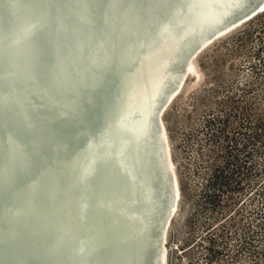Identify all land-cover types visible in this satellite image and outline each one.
Returning a JSON list of instances; mask_svg holds the SVG:
<instances>
[{"label":"water","instance_id":"1","mask_svg":"<svg viewBox=\"0 0 264 264\" xmlns=\"http://www.w3.org/2000/svg\"><path fill=\"white\" fill-rule=\"evenodd\" d=\"M151 1L158 4L160 0ZM164 1L169 5L170 0ZM253 2L176 0L171 22L161 28L169 40L173 39L175 48L165 47L156 55L153 36L154 44L146 53L143 42L136 47L137 56L131 63L127 61L130 47L125 48L130 38L120 18L131 16L129 0H39L37 6L30 0H0V28L11 34L0 42V108L21 116V135L43 132L39 137L56 149L51 152L41 147L45 159L54 162L59 153L68 155L57 173L53 165L39 164L36 167L41 172L56 179L71 173L76 186L90 182L88 193L98 200L95 207L102 208L103 225L92 237L81 236L87 256L79 252L80 264H94L93 258L105 246L118 258L114 247L118 244L134 254L131 264H146L147 256H153L158 264L160 248L166 242L161 198H168L165 189L171 173L158 104L183 77V70L170 68L169 60L186 41L204 40L219 19L230 18ZM189 7L195 9L187 15ZM104 24L106 31L102 30ZM145 30L153 35L150 25ZM38 34L46 35L49 41L37 46ZM187 35L190 38L186 40ZM152 52L156 59L150 56ZM143 53L147 61L141 57ZM98 89L108 91L111 117L96 116L89 121L84 117L85 108L94 107ZM62 122L83 126L72 149L64 138L45 131ZM3 129L13 134L7 124ZM34 166L30 160L25 167ZM30 183L37 193L39 178H31ZM101 185L103 191L99 192ZM77 203L86 219L88 209ZM172 214L169 212L167 219ZM62 230L72 233L67 226ZM158 233L162 238L155 242Z\"/></svg>","mask_w":264,"mask_h":264},{"label":"rangeland","instance_id":"2","mask_svg":"<svg viewBox=\"0 0 264 264\" xmlns=\"http://www.w3.org/2000/svg\"><path fill=\"white\" fill-rule=\"evenodd\" d=\"M263 15L193 57L161 115L181 194L167 264H264Z\"/></svg>","mask_w":264,"mask_h":264},{"label":"bare ground","instance_id":"3","mask_svg":"<svg viewBox=\"0 0 264 264\" xmlns=\"http://www.w3.org/2000/svg\"><path fill=\"white\" fill-rule=\"evenodd\" d=\"M30 1L32 5L37 6L39 4V0ZM175 1L170 0L169 5H167L164 0H160L158 4L151 0H129V6L133 9L131 16H120L122 21L126 23L123 26V31L129 36L127 38H130L125 47H130L127 52L129 55L128 62L132 63L136 59V47H139L140 43H144L142 44L143 52L148 51L147 49L154 44L153 36L157 43L156 46L154 45L156 55L159 56L165 47L172 46L173 39L169 40L161 28L162 24L171 22L172 6L175 5ZM191 9L195 8L189 7L187 15L193 12ZM183 10L185 11V9ZM255 10L257 12L248 17ZM262 12H264V0H255L248 8L239 11L230 18L219 19V23L217 22V26L213 28L215 30H212L204 40L186 41L179 48L180 52L169 60L170 64L172 62V66L169 65L170 68L183 70V77L181 82L175 84L164 94L162 101L158 104L161 106L159 121L162 134H164V145L171 171L165 189L168 198H161L165 206V213L162 215L161 222L164 225L166 223L163 228L165 230L164 241L166 242L172 218L178 211L181 194L178 177L172 169L174 163L170 157L168 136L161 115L169 103L180 94L185 80L189 76H198L193 57H196L216 39L228 34ZM193 21L194 19L191 20V22ZM104 22L107 23V21ZM147 25H150L153 35L145 30ZM102 27L103 31L107 30L106 24ZM186 29L187 27L184 28L185 31H187ZM9 35H11L9 31L0 28V42ZM185 37L187 40L190 35ZM38 38L37 46H42L49 41L44 34H38ZM172 48L175 47L172 46ZM145 53L141 54V57L147 61L148 58L145 57ZM150 56L157 58L154 57V52ZM107 92L104 89L96 91L94 107L87 105L85 108L84 117L87 120L92 121L96 116L103 119L111 117L112 102L107 97ZM3 124H7L13 130V134L7 133L3 129ZM21 131V116L0 108V264H80L77 257L79 252H83V255L87 256V248L82 243L83 238L81 236L85 235L90 238L92 237L91 234L103 225L102 208L95 207L98 200L88 193L90 182L82 181L80 186H76V181L74 182V176L71 173H63L58 175L59 179H56L57 177L52 174L41 172L36 167L39 164L46 167L53 165L55 173H57V169H60L65 163L68 155L65 152L59 153L57 159L50 162L44 158L39 150L41 147L51 152L56 149L50 142L39 137L43 132L35 130L31 134L21 135ZM45 131L48 134L64 138L69 143V148L72 149L77 144V134L84 130L82 124L62 122L56 126L46 127ZM91 131H95L94 126L91 127ZM30 160H33L35 166L26 169V163ZM31 178H39L40 180L37 193L32 190ZM98 191H103V185L98 186ZM78 201L88 209L86 219L83 217L85 213L79 207ZM158 204L160 205L161 202ZM169 212H173V214L170 219H167ZM62 226H67L72 233L64 232ZM116 229L120 231L118 228ZM155 237L156 242L161 240L162 235L158 233ZM165 244L164 242V246L160 248L162 255L158 264H167L168 248ZM114 247L118 258L111 255L109 246H105L100 255L93 258L94 264H131L129 259L134 258V254L122 245L118 244ZM145 262L146 264H157L153 256H147Z\"/></svg>","mask_w":264,"mask_h":264},{"label":"trees","instance_id":"4","mask_svg":"<svg viewBox=\"0 0 264 264\" xmlns=\"http://www.w3.org/2000/svg\"><path fill=\"white\" fill-rule=\"evenodd\" d=\"M264 16V15H263ZM220 168L218 166H216V168L213 170L212 172V177L215 178L217 181L220 179L219 178V174H217V171H219ZM215 171V172H214Z\"/></svg>","mask_w":264,"mask_h":264}]
</instances>
